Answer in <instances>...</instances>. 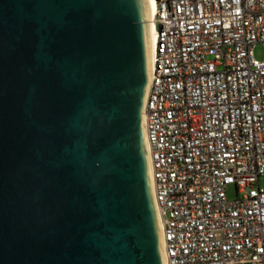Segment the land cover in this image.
Masks as SVG:
<instances>
[{"label":"water","instance_id":"95a60500","mask_svg":"<svg viewBox=\"0 0 264 264\" xmlns=\"http://www.w3.org/2000/svg\"><path fill=\"white\" fill-rule=\"evenodd\" d=\"M145 0H0V264H165Z\"/></svg>","mask_w":264,"mask_h":264},{"label":"built area","instance_id":"2783aa9c","mask_svg":"<svg viewBox=\"0 0 264 264\" xmlns=\"http://www.w3.org/2000/svg\"><path fill=\"white\" fill-rule=\"evenodd\" d=\"M157 4L144 129L165 264H264V0Z\"/></svg>","mask_w":264,"mask_h":264},{"label":"bare ground","instance_id":"6f19581e","mask_svg":"<svg viewBox=\"0 0 264 264\" xmlns=\"http://www.w3.org/2000/svg\"><path fill=\"white\" fill-rule=\"evenodd\" d=\"M145 6H146L148 19H149V32H150V37H151V43L149 46V54L152 60V56L155 52V42H156V37H157L154 22H153L155 19V16L157 15V11H158L157 0H145Z\"/></svg>","mask_w":264,"mask_h":264},{"label":"rangeland","instance_id":"374dc122","mask_svg":"<svg viewBox=\"0 0 264 264\" xmlns=\"http://www.w3.org/2000/svg\"><path fill=\"white\" fill-rule=\"evenodd\" d=\"M167 1V0H166ZM254 57L257 61L262 62L264 61V45H258L254 49ZM261 186L264 188V176L261 177ZM228 197L231 200H235L238 197V192L235 186H229L227 188Z\"/></svg>","mask_w":264,"mask_h":264}]
</instances>
